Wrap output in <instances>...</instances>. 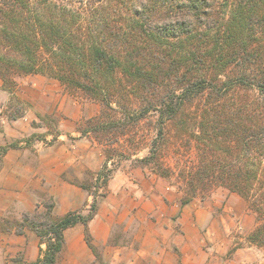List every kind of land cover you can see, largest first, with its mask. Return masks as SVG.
<instances>
[{"label": "trees", "instance_id": "obj_1", "mask_svg": "<svg viewBox=\"0 0 264 264\" xmlns=\"http://www.w3.org/2000/svg\"><path fill=\"white\" fill-rule=\"evenodd\" d=\"M101 1L82 13L48 0H0L4 89L13 93L15 76L42 74L81 92L101 111L79 132L104 146L126 135L137 104L140 118H157V136L141 161L163 177L165 129L177 127L197 155L182 174L181 203L215 187L239 194L258 221L248 241L264 246V0ZM251 91L257 95H244ZM23 116L18 108L7 115L10 121ZM17 148L7 144L0 156ZM103 152L94 182H71L92 197L86 210L59 217L49 198L41 211L0 219V233L30 230L39 237L45 248L34 264H60L65 231L77 224L97 256L89 224L104 195L98 189L114 171L110 152Z\"/></svg>", "mask_w": 264, "mask_h": 264}, {"label": "rangeland", "instance_id": "obj_2", "mask_svg": "<svg viewBox=\"0 0 264 264\" xmlns=\"http://www.w3.org/2000/svg\"><path fill=\"white\" fill-rule=\"evenodd\" d=\"M48 1L74 6L85 13V9L97 5L98 0ZM13 80L12 94L4 89L0 80V148L18 143L17 149L10 150L20 154L19 163L33 170L39 166V157L46 152L65 157L74 163L73 166L81 162L90 164L91 168L85 167L78 172L70 167L59 178L86 193L88 203L78 211L86 210L92 197L71 182L75 179L94 182V174L104 163L103 150L111 154L108 166L114 171L106 188L98 189L104 195L98 199V210L93 219L99 220V224H108L110 236L106 245L94 244L97 256L88 248L93 255L91 264H264V246L248 241L258 221L242 196L215 187L211 191H199L188 204L181 203L186 196L182 174L196 164L197 155L193 143L181 138L177 127L168 125L165 129L166 140L162 142L159 156L167 175L163 177L141 161L148 157L157 136V118L153 113L140 118L136 104V113L126 120L132 124L126 135L119 136L117 143L105 142L104 146L92 133L84 136L79 132L86 127L88 120L100 113L99 103L79 91L66 89L46 75L15 76ZM244 95L256 96L257 93L244 92ZM15 108L23 110L24 116L10 121L7 115ZM111 113L118 118L121 116ZM134 119L138 122L135 123ZM61 140L67 148L61 147ZM78 140L90 144L96 155L84 159L86 153L82 148L71 147ZM4 156H0L2 164ZM33 195L38 202L35 211L43 209V200L51 198L54 201L44 180L40 181V187L33 191ZM69 195L72 196L68 192L60 194L63 199ZM20 217L8 214L2 218ZM153 238L159 245L155 259L147 257V252L152 250L149 242ZM136 252H139L138 259ZM63 259L64 254L60 264ZM34 263H27L21 253L7 256L2 262Z\"/></svg>", "mask_w": 264, "mask_h": 264}, {"label": "crops", "instance_id": "obj_3", "mask_svg": "<svg viewBox=\"0 0 264 264\" xmlns=\"http://www.w3.org/2000/svg\"><path fill=\"white\" fill-rule=\"evenodd\" d=\"M82 143V144H81ZM62 148H67L63 140L60 141ZM71 147H80L87 156L95 154L90 144L83 140L76 141ZM96 155V154H95ZM20 154L15 150H9L4 156V163L0 164V218L8 214L22 216L25 213H33L38 206L37 199L33 195L40 187V181L44 180L49 185L50 195L54 198L56 216H63L69 211H78L88 203L86 193L59 180L60 176L74 168L77 172L85 167L91 168L90 164L83 162L75 164L66 160L65 157L46 152L39 157V166L36 170L30 169L28 165L19 163ZM11 159V162L8 160ZM99 164L100 159L97 157ZM13 163V164H11ZM87 165V166H86ZM37 176V179L34 177ZM68 192L72 194L65 199L60 194ZM99 220H93L90 231L94 244L106 245L110 236V226L99 224ZM150 249L147 252L151 259L157 257L156 248L159 247L155 238L150 239ZM45 245L40 242L39 237L30 230H25L23 235L14 233L0 235V264L9 257L23 254L27 263H34L41 257V251ZM120 253V252H118ZM139 252H136V258ZM146 253V252H145ZM146 257V259H147ZM93 255L84 241V226L77 224L65 231V251L61 264H91ZM137 264V263H136Z\"/></svg>", "mask_w": 264, "mask_h": 264}]
</instances>
